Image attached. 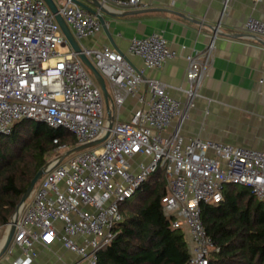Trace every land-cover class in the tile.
Returning <instances> with one entry per match:
<instances>
[{
	"label": "built area",
	"instance_id": "1",
	"mask_svg": "<svg viewBox=\"0 0 264 264\" xmlns=\"http://www.w3.org/2000/svg\"><path fill=\"white\" fill-rule=\"evenodd\" d=\"M53 1L78 42L102 30L95 16L70 0ZM100 1L120 10L141 7V0ZM242 30L264 41V21L249 17ZM212 50L213 41L203 52L186 56L187 87L181 103L167 94L162 82L144 76L175 56L160 34L133 37L124 53L82 47L106 83L111 128L96 146L61 159L71 150L63 145L49 156L45 174L16 218L1 227L6 235L14 219L7 254L13 246L19 255L11 264H32L36 245L48 248L54 243L82 264H97L122 221L119 205L158 170L167 183L164 215L188 240L187 264L209 263L219 249L206 234L200 204L220 203L228 185L250 189L264 204V151L180 133V124L200 96ZM130 57L138 58L142 67H135ZM142 84L148 98L139 94ZM132 97L139 106L121 120L120 111ZM107 117L101 90L46 4L0 0V134H9L19 121L32 120L70 132L78 147L105 135ZM173 120H179L178 127L167 132Z\"/></svg>",
	"mask_w": 264,
	"mask_h": 264
},
{
	"label": "crops",
	"instance_id": "2",
	"mask_svg": "<svg viewBox=\"0 0 264 264\" xmlns=\"http://www.w3.org/2000/svg\"><path fill=\"white\" fill-rule=\"evenodd\" d=\"M104 7L114 14L125 11L108 4ZM140 9L160 10L119 17L102 14L111 41L101 30L79 43L87 49L108 47L124 53L133 37L160 34L175 56L160 69L146 71L144 76L162 82L167 94L183 103L186 56L203 52L213 41L200 96L180 124V133L264 151V41L242 30L249 17L264 21V0H141ZM130 61L135 67H142L138 58L130 57ZM139 94L149 97L144 84ZM138 106L136 98H128L120 119L127 120ZM178 124L179 120H173L167 132ZM4 235L0 228V249ZM34 251L32 264H82L57 243L48 248L36 245ZM18 255L19 250L12 246L11 253L0 258V264H11Z\"/></svg>",
	"mask_w": 264,
	"mask_h": 264
},
{
	"label": "trees",
	"instance_id": "3",
	"mask_svg": "<svg viewBox=\"0 0 264 264\" xmlns=\"http://www.w3.org/2000/svg\"><path fill=\"white\" fill-rule=\"evenodd\" d=\"M63 145L75 148V137L32 120L19 121L9 134H0V228L12 218L36 173ZM166 195V179L158 170L119 205L122 221L97 264H187L188 240L164 215ZM200 218L219 249L208 264H264V204L250 189L226 186L220 203L200 204Z\"/></svg>",
	"mask_w": 264,
	"mask_h": 264
},
{
	"label": "water",
	"instance_id": "4",
	"mask_svg": "<svg viewBox=\"0 0 264 264\" xmlns=\"http://www.w3.org/2000/svg\"><path fill=\"white\" fill-rule=\"evenodd\" d=\"M42 1L46 4L49 11L53 14L54 19H55L56 23L58 24L62 34L64 35L66 42L68 43V45L70 46V48L72 49L74 54L77 55V57L81 60L83 65L91 73L94 81L96 82L99 89L101 90V93H102V96H103V99L105 102V108H106L107 116H108L107 117V119H108L107 131L102 138H100L99 140H97L93 143L78 146V147H75V148L67 151L63 155V157L61 158V159H64L73 153L81 152L87 148H90V147H93V146H96V145L102 143L105 140V138L108 136L109 130L111 128L110 108H109L110 95L107 91L106 83H105L103 77L99 74V72L93 66V64L88 59V57L83 53L81 44L77 41V39L75 38V36L71 32V30L69 29V27L65 23L64 19L58 13V8H57L56 4L54 3V1L53 0H42ZM70 1L72 4L82 8L83 10L92 14L93 16H95L99 20V22L102 26V30L104 31V33L108 37L109 41H111V37L109 35V31L106 27V22H105L104 18L102 17V14H107L111 17H119V16H125V15L143 14V13L154 12L156 10H160V9H140V8H138V9L125 10L122 14L121 13L120 14H114V13L107 12L105 7H104L105 4H103L100 0H70ZM116 51L120 52L119 50H116ZM46 168H47L46 165L43 168H41L36 173V175L34 176L32 181L30 182V184L27 187L19 205L17 206V208L13 214L14 218H16V216H17V212H18L19 207L29 198V196L32 193V190L34 189L35 185L45 174ZM14 228L15 227H14V219H13V221H11L10 228H9L7 234L5 235L2 247L0 249V258H2L7 253V250L11 244V240L13 237Z\"/></svg>",
	"mask_w": 264,
	"mask_h": 264
},
{
	"label": "rangeland",
	"instance_id": "5",
	"mask_svg": "<svg viewBox=\"0 0 264 264\" xmlns=\"http://www.w3.org/2000/svg\"><path fill=\"white\" fill-rule=\"evenodd\" d=\"M64 132H65L66 134H69V135H72V136H73V134H71V133L68 132V131H65V130H64ZM237 188H240V186H237Z\"/></svg>",
	"mask_w": 264,
	"mask_h": 264
}]
</instances>
